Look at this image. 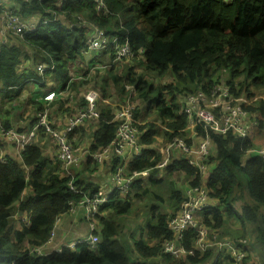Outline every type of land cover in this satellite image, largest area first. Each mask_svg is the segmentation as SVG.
Returning <instances> with one entry per match:
<instances>
[{
    "label": "trees",
    "instance_id": "16d2710c",
    "mask_svg": "<svg viewBox=\"0 0 264 264\" xmlns=\"http://www.w3.org/2000/svg\"><path fill=\"white\" fill-rule=\"evenodd\" d=\"M98 1L0 0V127L15 126L17 133H25L46 113L49 129L39 128L37 136L52 138L51 132L60 128L57 122L52 124L50 113L64 120L78 117L87 105L84 94L89 89L80 95L86 83L100 93L96 101L99 115L90 118L87 128L76 125L67 132L66 143L75 161L66 164L56 140V151L49 149L50 155L34 142L24 145L19 160L3 155L0 264H197L209 259L212 264L215 257L217 264H241L251 258H255L253 264H264V254L259 262L249 249L251 238L264 247V159L255 152L257 137L241 138L231 131L219 134L197 121L195 113L189 117L184 112L190 96L203 93L210 97L216 88H223L228 93L226 103L240 104L260 129L264 127V0H102V6ZM12 19L26 27L17 31ZM8 22L14 27L1 30ZM95 28L115 39L88 59L85 41ZM116 41L127 43L133 56L116 59ZM80 60L86 64L85 69L80 67L84 69L81 77L89 74L87 70L92 73L86 82L75 79L80 76L75 70H79L75 65ZM39 64L53 68L40 73ZM106 68L101 74L100 69ZM163 78L171 81L165 84ZM31 85L26 99L19 100ZM43 90L54 93L51 101L44 100ZM132 90L136 99L147 103L148 111L155 109L162 127L156 128L150 120L142 123L139 108L134 107L129 127L144 148L139 155H124V148L115 152L121 123L116 115L130 103ZM113 96L119 100L114 106L101 102ZM7 105H12L11 113L4 110ZM226 105L215 107L214 115L221 116ZM14 106H29L31 114L24 117ZM85 131L86 153L78 159L74 147ZM192 136L206 138L210 145L204 176L181 157L156 168L162 155L154 148L174 138L191 144ZM102 163L111 173L108 189L91 177L94 166ZM145 169L151 170L148 179L153 176L149 183L153 187L164 177L170 180L169 205L164 213L153 208L143 225L127 227L128 222L122 223L132 214L137 199L143 200L145 195L159 202L163 199L138 177L128 188L131 193L110 192L112 178L117 172L128 178L133 171ZM175 174L177 179L171 181ZM178 183L207 190L215 205L202 212L200 223L217 234L218 241L230 242L233 254L245 251L246 259L236 261L226 247L182 259L163 252L164 244L173 240L168 222L184 199ZM94 196L106 197V202L95 214L84 216L85 204L80 201ZM79 205L83 217L72 216L69 212ZM69 220L78 223L71 231L75 228L81 236L85 223V232L88 229L97 241L93 245L76 243L73 248L68 245L75 242L63 241L55 251L45 250L58 236V222ZM195 236L194 230L185 232L182 246L190 249Z\"/></svg>",
    "mask_w": 264,
    "mask_h": 264
},
{
    "label": "built area",
    "instance_id": "2783aa9c",
    "mask_svg": "<svg viewBox=\"0 0 264 264\" xmlns=\"http://www.w3.org/2000/svg\"><path fill=\"white\" fill-rule=\"evenodd\" d=\"M98 2H102V0H99ZM12 21H14V19H12L11 22ZM15 25H18L19 29L17 31H20L21 28L26 27V25L24 26L19 22L18 23L15 22ZM93 34H94L93 37H91L87 42L88 51H102L106 49L108 43L110 44V42L115 39V38L109 39V37H106L104 31L100 28H95ZM116 44L117 46L125 45L123 49H117L116 59L128 55V54H124L126 47L130 51L127 43L118 44V42L116 41ZM46 68L52 69L53 67L52 65L48 67L43 64H39L37 66V70L40 73L43 72ZM216 93H218L220 96L219 103H216L214 100ZM227 94L228 93L226 89L223 90V88H216L211 93L210 97L205 96L203 93H198V95L195 94L197 96L195 99L192 96H190L187 99V103L185 104L184 112L189 117H191V115H194L195 113L197 121L206 124L207 126H209L211 129H213L215 132L219 134L224 135L228 131H231L232 133H234L235 135L241 138L252 136V134L259 128L258 121L249 118V114L240 107V104L230 105L226 103L224 101V98L227 96ZM98 95L99 94L97 93V91L95 90L90 91L85 96L87 100V105L85 111L80 113L81 116L80 117L78 116L76 118H71L68 123V126L65 128V131L51 132L58 144L60 155L62 159L66 161V164H69L76 160L72 154L73 152L71 150V147H69V145L66 143L67 132L71 130L76 123L79 124L80 120L83 121L86 118V113H91L93 115L90 116V118L91 117L95 118L98 116L96 113L97 111L96 101L99 97ZM53 96L54 93L52 92L47 93V95L44 96V100L51 101L53 99ZM225 104H227L226 109L224 108L225 112L221 114V116L216 117L214 115V108L219 105L222 106L224 105L223 107H225ZM132 109L133 108L128 105L123 110L121 109L120 111L117 112L116 118L121 120V123L118 128L119 140L116 142V147H115V152L117 153H121L123 148L125 149L126 147L129 146L132 147V145L135 142L133 138V132L129 127V119L131 118ZM200 116L204 117L205 121L201 119ZM190 123H192L191 120ZM41 127H44L47 130L49 129L46 121V113H41L39 115L37 124L33 126L30 131L25 133H17L14 131H9L7 139L8 141L15 143L18 147H20L21 150L29 140H31L34 136L37 135L38 129ZM204 141L205 142H201L197 147H193L185 143V141L181 138H174L172 142L159 146L157 149L160 151L162 158L157 163L156 168L162 169L166 167L171 160L170 159L171 156L174 154L175 151H178L180 152L182 158H184L189 165L196 166L199 169L200 173L204 176L208 171V164L206 163V159L209 155V149L207 151V146L209 145V142L206 139ZM255 152L258 155H260L261 158L264 159V147L261 149L259 147ZM103 155L104 157L107 156V149L103 151ZM98 159L100 160L101 156H98ZM150 172H151L150 169H145L142 171H133L132 175L128 178H123L122 174L120 172H117L114 174L112 178L114 182L113 185L114 187H112L110 191L113 192L119 190V191L127 192L130 184L132 183L133 178H137V177L147 178ZM71 189H73V187H71ZM104 202H106V197L101 198L94 196L92 199L86 198L84 201H80V204L84 203L85 204L84 209L90 215H93L96 213L98 206ZM211 205H213V201L210 200L208 196V192L204 187L195 185V186H190L188 189H186L184 194V199L179 207V211L173 217H171L168 222V227L173 234V240L168 241L164 244L163 252L170 256L178 258L185 256H195L196 253H202L207 249H211V248L222 249L226 247L230 251L231 255L235 256L234 259L236 261H239L241 257H246L245 251L244 253L239 252L238 254H233L232 253L233 248L230 242H225L221 240L218 241L215 235L211 234L208 231V228L204 226L202 223H200V221L198 220V215L202 213L204 210H206L208 207H210ZM90 208L92 210L91 213H90ZM188 230H194L196 233V236L191 240L190 249L184 248L181 244L185 236V232H187ZM209 234H211L210 237L208 236ZM96 241H97V237L89 233L86 236V238L77 241L75 243H71L68 246L73 248L76 243H86L89 245H93ZM217 263L218 260H216L215 257L212 260V264H217Z\"/></svg>",
    "mask_w": 264,
    "mask_h": 264
},
{
    "label": "rangeland",
    "instance_id": "374dc122",
    "mask_svg": "<svg viewBox=\"0 0 264 264\" xmlns=\"http://www.w3.org/2000/svg\"><path fill=\"white\" fill-rule=\"evenodd\" d=\"M100 3V6H102L103 5V3L102 2H99ZM116 21H117V19H116ZM9 26H11V28H12V25H11V22H8V24H4L2 27H1V30H7L6 28H8ZM14 26H15V24H14ZM100 29H102V28H100ZM103 30V29H102ZM104 31V30H103ZM94 33V29L92 30V32H91V34H89L88 36H87V39H86V41H85V44L87 45V42L89 41V39L91 38V37H93V34ZM104 33H105V31H104ZM106 34V33H105ZM0 37H1V32H0ZM106 37H108L107 36V34H106ZM109 39H112V38H110L109 37ZM114 41V40H113ZM113 41H111L110 43H113ZM109 44V43H108ZM108 44H107V46H108ZM123 47H125V45H119V46H117L116 48H115V52L117 51V49H123ZM96 52H99V51H86V54H87V58L89 59L90 58V55H93L92 53H96ZM85 54V55H86ZM124 54H128L129 55V57H132L133 56V54L134 53H132V52H130L129 50H128V48L126 47V49H125V53ZM123 58V57H122ZM121 58V59H122ZM87 60V59H86ZM78 67H79V70H77V69H75L77 72H76V74H78V75H80L79 77H76L75 79H77L76 81L77 82H86V79H88L89 77H90V74H92V73H90L91 71H88L87 70V73H89V74H87L85 77H81V74L83 73V70L86 68V65H85V60H80V61H78L77 62V64H76ZM73 65H71V67H72ZM104 66V65H103ZM80 67H82V68H84V69H82V68H80ZM108 68H106V69H100V71H101V74H104L105 73V70H107ZM158 79H156L155 81H157ZM162 82H164L165 84L166 83H168L169 81H171V79H167V80H165L164 78L161 80ZM160 81V82H161ZM161 82V83H162ZM87 85L86 86H84L83 88H81L80 89V95H82L83 94V92L85 91V90H88L85 94H84V97L90 92V91H93L94 89L92 88V86L90 85V84H88V83H86ZM156 84V83H155ZM92 88V89H91ZM29 89V88H28ZM28 89L27 90H25V92H24V95H25V97H26V93H27V91H28ZM126 90H128L129 91V86H127L126 85V88H125ZM44 91H46V90H44ZM95 91H97V93L98 94H100L99 93V91L98 90H95ZM112 91H114V89H112ZM48 93V92H47ZM131 95H132V97L130 98V103L128 104L130 107H132V108H134V107H138L139 108V119H140V121L143 123L144 121H147V120H150V121H152L153 123H154V125H155V127L156 128H158V129H160L161 127H162V125H161V120H160V118L158 117V115H157V113H156V111H155V109H151V110H149L148 111V108H147V103L144 101H141V100H138V99H136V97H135V95H134V90H132L131 92ZM47 95V94H46ZM198 95V94H197ZM69 96V95H68ZM99 96V95H98ZM206 96V95H205ZM194 99L197 97L196 95H193L192 96ZM119 98H120V100L123 98V96L122 95H119ZM199 99V98H198ZM108 99L107 98H103V100L101 101L102 103H105V101H107ZM215 102L216 103H219V100H220V96H219V94L218 93H216V96H215ZM11 104H12V101H11ZM13 105H17V103L16 104H13ZM127 105V106H128ZM11 107H12V105H11ZM9 105H7V106H5L4 107V110L5 111H7V112H9V113H11V110H12V108H11ZM15 107V106H14ZM22 107L21 106H18L16 109H13L15 112H17V113H20V114H22L24 117L25 116H27L28 114H29V106H24V110L22 111ZM202 109H204V108H202ZM22 111V112H21ZM201 111V110H200ZM247 112V111H246ZM96 113H97V115H99V113H98V111H96ZM248 113V112H247ZM30 114H31V112H30ZM29 114V115H30ZM75 115V114H74ZM73 115V116H74ZM72 116V117H73ZM77 116H81L80 114H78ZM90 116H93L91 113H86V118H85V121L83 120H80L78 123L79 124H75L74 126H73V128L74 127H76V125H78V126H83V127H85V128H87V125H88V123L90 122ZM201 117V116H200ZM225 117H227V116H225ZM69 118H71V117H69ZM69 118H67L65 121H64V123H66L65 124V128L68 126V123H69V121H70V119ZM211 118H212V116H211ZM49 119H50V121L52 122V124L53 123H55V117L50 113L49 114ZM201 119H203L204 121H205V118L204 117H201ZM20 127H23V125H21ZM10 128H13V129H8V130H5V129H3L2 127H0V149L2 150V152L4 153V154H10V152H11V148H13V149H15L16 151H20V147H18L15 143H13V142H10V141H8V139H7V136H8V132L9 131H14V132H16V130H14V129H16V127L15 126H12V127H10ZM78 128V127H77ZM60 131H64V130H60ZM38 134V133H37ZM46 134V133H45ZM87 133H86V131H85V133H84V135L82 136V138L80 139V141H79V143H78V145H77V147H74V141L73 142H71V146L72 147H74V148H77V149H75V152H77V155H76V157H78V159H80V158H82L84 155H85V153H86V150H85V147H86V139H84V137H85V135H86ZM62 135H63V133H62ZM78 137V136H77ZM254 137H257V140H256V144H257V146H258V148L260 147V149L261 148H263L264 146V127L263 128H258L253 134H252V136H251V138L253 139ZM206 138H202V137H198V138H196V139H194L193 140V142H192V144H190V146H193V147H197L201 142H205L204 140H205ZM31 142H34V143H38L40 146H42L43 147V149H44V151L46 152V151H48L49 149H52V150H55L56 151V145H55V138H54V136L51 138L48 134H46V136H43V137H38L37 135L36 136H34L31 140H29L27 143H31ZM47 149V150H46ZM208 149H209V153L211 154V149H210V146L208 145L207 146V151H208ZM16 151H14V152H12L11 153V155L12 156H18V153L16 152ZM48 152H50V151H48ZM164 157H165V155H164ZM170 158V157H169ZM16 160H17V158H16ZM77 163V162H76ZM164 181L161 183V184H159V185H157V186H155V187H153V189H151V193L153 192V193H155V194H157V195H159L162 199H163V201H161V202H159V201H157L156 199L154 200L153 199V197L151 198V197H149L150 195H145L144 196V199L142 200V199H137L135 202H134V204H135V206L133 207V212H132V214H130L129 216H128V218H127V220L125 221V222H123L122 223V225H126V223H127V227H132V226H134L135 225V221L138 219V218H140L141 219V216L143 215L144 217H146V216H149V214H150V211L153 209V208H155L156 209V211H159V210H165L166 208H167V206L169 205V197H168V195H169V190L171 189V186L169 185L170 184V180H168V179H166L165 177H164ZM170 179H171V181L172 180H176L177 179V174H175L174 176H172V177H170ZM180 180H185V178H183V177H181L180 178ZM186 181V180H185ZM176 186H177V189H179V190H183V186H181L180 185V183H178V184H176ZM74 189V188H73ZM131 191V189L129 190H127V192H123V191H120V194L121 195H126V194H128L129 192ZM110 192H112V191H110ZM132 192V191H131ZM130 192V193H131ZM146 197V198H145ZM85 203V202H84ZM165 205H166V208H164L165 207ZM80 205L78 206V207H76L74 210H72L73 212H69V213H71V215L72 216H74V217H76V216H78V215H81L80 214V212H79V209H80ZM86 207H88V206H86ZM92 212V210H91V208H90V213ZM81 213L84 215V216H90V214L86 211V210H84V211H81ZM140 214V215H139ZM139 215V216H138ZM200 215H202V213H200ZM82 216V215H81ZM138 216V217H137ZM83 217V216H82ZM85 220H87L86 218H85ZM79 222V221H78ZM61 224H62V221H60V222H58V225L59 226H61ZM137 225V224H136ZM73 232H76V229H74L73 230ZM84 232V231H83ZM84 234V233H83ZM82 234V235H83ZM87 234H89V233H87ZM215 235V237H217V234H214ZM253 237V236H252ZM74 238V237H73ZM76 238V237H75ZM254 240V238H251V243H249V249H250V251H251V253L252 254H255V256L257 257V260L259 261V262H261V258H262V256H263V254H264V247L262 246V245H259L258 243H256V241H253ZM247 257V256H246ZM246 257H245V259H246ZM250 261L251 262H249V261H241V264H253V261H252V259H250ZM188 264H190V263H188ZM197 264H211V261H210V259L207 261V262H202V263H197Z\"/></svg>",
    "mask_w": 264,
    "mask_h": 264
},
{
    "label": "crops",
    "instance_id": "0c3cea01",
    "mask_svg": "<svg viewBox=\"0 0 264 264\" xmlns=\"http://www.w3.org/2000/svg\"><path fill=\"white\" fill-rule=\"evenodd\" d=\"M87 55V54H86ZM117 61V60H116ZM86 65V64H85ZM75 66H77V65H75ZM28 86V85H27ZM28 88H32V85L31 86H29V87H27V88H25L24 89V91L23 92H25V90L26 89H28ZM51 91H48V93H50ZM113 92V91H112ZM111 92V93H112ZM28 93V92H27ZM42 93H44V95L46 96V94H47V91H42ZM116 98V100H114L113 101V99H115ZM26 99V97H25V95H24V93H23V95L19 98V100H21V101H24ZM115 102H117V103H119V100H118V97H111V98H108V100L107 101H105V104L106 105H111V106H114L115 105ZM13 104V103H12ZM15 108H17V107H15ZM23 109H24V107H23ZM53 116H55V122H57V126L60 128L59 130H61V129H63L64 128V126H65V124L66 123H64V119H63V116L62 117H56V115H54L53 114ZM161 129V128H160ZM191 139H192V142H193V140L194 139H196V137H191ZM192 144V143H191ZM190 145V144H189ZM40 146V145H39ZM210 146V145H209ZM42 147V146H41ZM142 148H144V146L143 145H141V144H139L138 143V141L136 140L135 142H134V144L132 145V147L131 146H129V147H126L125 149H124V155H130V154H137V155H139L140 153H141V149ZM154 150H155V153H160V151L158 150V149H155L154 148ZM14 151H16L15 149H13V148H11V152H10V156H12L11 155V153L12 152H14ZM43 151H44V149H43ZM17 153H18V156H12V157H14L15 159L17 158L18 160L20 159V155H19V152L18 151H16ZM44 154H46V155H50L51 154V152H48V151H44ZM3 155L4 156H6V154H4L2 151L0 152V162H2L3 160H4V157H3ZM174 157H179V159H180V157L182 158V156H181V154H180V152H178V151H175L174 152V154L171 156V158L173 159ZM123 160L124 161H122V163L123 162H125L124 163V167L126 166V157H123ZM75 168V167H74ZM94 169L95 170H93V172H92V175H91V177L95 180V181H97L98 182V184L100 185V187L101 188H103V189H108V188H110L111 187V173H108V171H107V166L106 165H104V163H102V164H100V165H96V166H94ZM76 170V169H75ZM149 177V176H148ZM148 177L147 178H140V179H142L143 180V182L144 183H147V185H150L149 183H151V182H153V180H150L151 178H153V176L150 178V179H148ZM156 178H160L158 175H156L155 176ZM136 178H133L132 179V182L135 180ZM188 179V178H187ZM151 186V185H150ZM157 186V185H156ZM152 188H153V186H151ZM190 187V185L189 186H187V183L184 185L183 184V190H182V192H183V196H184V194H185V191H186V189H188ZM129 194V193H128ZM127 195V194H126ZM215 205V202H213V206ZM164 208H166V207H164ZM166 210V209H165ZM164 210V211H165ZM168 210V209H167ZM164 211L161 209V210H159V212H161V213H164ZM151 211H150V214H149V216H146V217H144L143 215L141 216V220L138 222V223H136L134 226H140V225H143L144 224V222L146 221V219H148V218H150L151 216ZM200 214L198 215V220H199V218H200ZM76 225H78V223H77V221H75V222H72V220H71V223H70V220L67 222H63L62 221V224H61V226L59 227V229H58V236L57 237H55V239L54 240H52V242L47 246V247H44V249L45 250H49L50 252L51 251H55L56 249H57V246H59V245H61V243H63V241H72V242H77V241H80V240H82V239H84V238H86V236L88 235L87 233H88V229H87V231L85 232V230H86V227H85V223H84V225H83V235H81V236H79V233L78 232H73V231H71V228H72V226H76ZM132 228H133V226H132ZM75 229V228H74ZM139 229V228H138ZM137 230H135L134 232H133V234L135 233H137L136 232ZM72 234V236L70 237V235ZM83 236V237H82ZM74 237V238H73ZM76 237V238H75ZM71 239H73V240H71ZM183 257H180V259H182ZM252 260H255V258H251ZM256 259H257V257H256ZM219 264H221V263H219Z\"/></svg>",
    "mask_w": 264,
    "mask_h": 264
}]
</instances>
